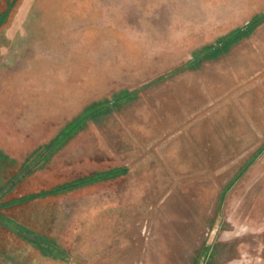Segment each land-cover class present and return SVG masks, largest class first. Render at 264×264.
I'll list each match as a JSON object with an SVG mask.
<instances>
[{
  "label": "rangeland",
  "instance_id": "374dc122",
  "mask_svg": "<svg viewBox=\"0 0 264 264\" xmlns=\"http://www.w3.org/2000/svg\"><path fill=\"white\" fill-rule=\"evenodd\" d=\"M264 0H0V264H264ZM122 99L47 149L88 107ZM17 185L10 190L13 176Z\"/></svg>",
  "mask_w": 264,
  "mask_h": 264
},
{
  "label": "trees",
  "instance_id": "16d2710c",
  "mask_svg": "<svg viewBox=\"0 0 264 264\" xmlns=\"http://www.w3.org/2000/svg\"><path fill=\"white\" fill-rule=\"evenodd\" d=\"M263 23H264V12L254 16L246 27L231 32L230 34L221 38L217 42V44L208 47L207 51L200 54V56H198V58L195 61H192L187 65H185L183 69L197 68L205 59L216 58L222 55L231 46L240 42L244 37L248 36L252 31H254L257 27H259ZM133 94L134 93L124 91L123 93H121L122 96L117 98V101H113V102L105 101L95 106L88 107L79 117L73 120V122H71L62 131L59 137L55 139L50 146H47L46 148L51 150V153L53 150L56 151L58 148L64 145V143L68 138L76 135L77 132L83 128V126L87 123L89 119H94V120L97 119V117L102 116L104 112L110 110L114 105H116V103H119L122 99L124 100L126 98H130ZM0 161H7V162L11 161V163H15L14 160H11L7 155H5L2 152H0ZM127 173H128L127 168H114L104 172H96L90 176L82 177L64 184L56 185L48 190H43L41 192L29 194L27 196L12 201L0 203V209L12 207L14 205H20L25 202L34 201L37 199L58 196L97 182L114 179L119 176L125 175ZM17 177L18 176L16 175L13 176V178L11 179L10 183H14V184L12 185L10 190H12L17 185L18 183Z\"/></svg>",
  "mask_w": 264,
  "mask_h": 264
}]
</instances>
